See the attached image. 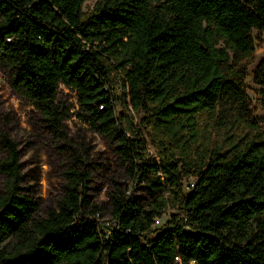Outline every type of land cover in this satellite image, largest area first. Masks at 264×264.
<instances>
[{
    "label": "trees",
    "instance_id": "1",
    "mask_svg": "<svg viewBox=\"0 0 264 264\" xmlns=\"http://www.w3.org/2000/svg\"><path fill=\"white\" fill-rule=\"evenodd\" d=\"M86 1L0 0V66L58 131L59 86L76 91L78 116L118 142L149 200L116 192V224L103 225L77 156L39 217L5 137L0 243L16 245L0 264H264V131L244 89L264 0ZM251 75L264 109V58Z\"/></svg>",
    "mask_w": 264,
    "mask_h": 264
},
{
    "label": "rangeland",
    "instance_id": "2",
    "mask_svg": "<svg viewBox=\"0 0 264 264\" xmlns=\"http://www.w3.org/2000/svg\"><path fill=\"white\" fill-rule=\"evenodd\" d=\"M97 0H87L84 6L90 11ZM256 50L248 62V75L244 89L250 96L253 114L261 120L264 131V109L261 106L259 87L254 83L251 72L264 58V32H253ZM9 70L0 66V160L8 156L4 138L16 144L20 153L19 192L39 203L38 216L43 217L49 209L56 208L66 185V172L74 167L76 157L86 162L91 172L89 194L93 203L101 208L100 220L103 225L113 226L116 218L112 213L111 196L121 190L135 193L143 203L149 198L142 185H138L128 170V162L120 152L118 142L95 131L77 114L79 111L76 91L61 84L58 89V102L68 113L62 121L60 131L30 100L15 91L10 82ZM122 97V92L118 93ZM121 108V107H119ZM206 116L202 128L208 124ZM212 123V122H211ZM210 131V129H207ZM220 131L208 133L212 138L220 136ZM145 137L150 138L149 129H144ZM154 156L155 149L149 145ZM8 177L0 170V194L6 192ZM194 178L185 179L188 187ZM170 208L161 218L159 226L169 217ZM16 239L9 237L0 243V250L12 251Z\"/></svg>",
    "mask_w": 264,
    "mask_h": 264
},
{
    "label": "built area",
    "instance_id": "3",
    "mask_svg": "<svg viewBox=\"0 0 264 264\" xmlns=\"http://www.w3.org/2000/svg\"><path fill=\"white\" fill-rule=\"evenodd\" d=\"M156 222H157V223H159V220H157ZM177 260H178V261H180V258H179V257H177Z\"/></svg>",
    "mask_w": 264,
    "mask_h": 264
}]
</instances>
